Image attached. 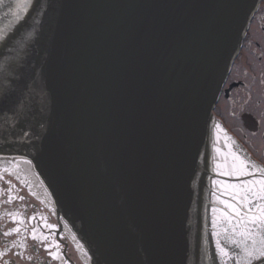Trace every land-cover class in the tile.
<instances>
[{"label": "water", "instance_id": "95a60500", "mask_svg": "<svg viewBox=\"0 0 264 264\" xmlns=\"http://www.w3.org/2000/svg\"><path fill=\"white\" fill-rule=\"evenodd\" d=\"M260 2L0 5V155L33 162L90 264H220L240 205L208 186L212 113Z\"/></svg>", "mask_w": 264, "mask_h": 264}, {"label": "flooded vegetation", "instance_id": "af4514ba", "mask_svg": "<svg viewBox=\"0 0 264 264\" xmlns=\"http://www.w3.org/2000/svg\"><path fill=\"white\" fill-rule=\"evenodd\" d=\"M211 124L214 132L210 139L214 147L209 168L214 177L210 180L213 188L219 183L220 195L233 197L238 203L244 193L230 183L237 182L236 185L242 187L246 180L260 177L259 172L255 176L240 173L241 162H246L249 170L253 166L264 170V0L252 17L222 85ZM218 137L232 154L227 151L225 157H217ZM218 166L223 169L219 170ZM225 166L228 169L225 170ZM221 171L232 173V178L222 179ZM17 192L20 195L15 197ZM30 240L38 243L32 245ZM48 242L50 246L43 245ZM70 247L76 255L69 252ZM13 250L24 262L10 257ZM0 253H4L0 264H88L68 224L60 223L52 210L49 195L31 163L24 158L4 155H0Z\"/></svg>", "mask_w": 264, "mask_h": 264}, {"label": "snow or ice", "instance_id": "6c2138e0", "mask_svg": "<svg viewBox=\"0 0 264 264\" xmlns=\"http://www.w3.org/2000/svg\"><path fill=\"white\" fill-rule=\"evenodd\" d=\"M4 0H0V5ZM32 0H15V7L9 4V12L13 16H18L19 10H26V5L31 4ZM0 41H5V37L0 35ZM219 167V166H218ZM239 172L247 176H255L257 172L260 173L258 179L246 180L244 185L232 187H240L244 195L241 201L237 204L222 201L225 206L231 209V214L223 213L225 221L230 225V228H224L223 232L226 234L225 241L220 239V233L213 231L212 236L215 239L216 255L219 257L220 264H226L225 258L236 259V264H264V170L249 166L242 161ZM213 213L217 211L212 209ZM235 217L233 221L232 217ZM212 226L216 228V219L213 217ZM19 231V229H14ZM5 235H8L6 232ZM239 237L235 239L233 237ZM36 239L35 234L33 240ZM235 249V252H233ZM4 253H0L3 256ZM19 258V254H18ZM31 259V257H29Z\"/></svg>", "mask_w": 264, "mask_h": 264}, {"label": "rangeland", "instance_id": "374dc122", "mask_svg": "<svg viewBox=\"0 0 264 264\" xmlns=\"http://www.w3.org/2000/svg\"><path fill=\"white\" fill-rule=\"evenodd\" d=\"M17 193H19V192H17ZM25 194L27 195L26 192H25ZM17 195L19 196V194H17ZM25 201H26V203H28V204H29V203H32L30 200H25ZM37 238L40 239L41 237H37ZM30 242L32 243V245H33V244L36 245V243H38V242H36V241H33V242H32L31 240H30ZM45 244H48V246H50V243H49V242H48V243H43V245H45ZM48 246H47V247H48ZM47 247H46V248H47ZM44 248H45V247H44ZM46 248H45V249H46ZM69 252H71V253H73L74 255H76V251L74 250L73 247H70ZM13 253H14V250L11 251V254H12V256H13V259H16V260H18V261H20V262H24V261L21 260V258H18L17 255H16V254H13ZM32 255H33V253H31V256H32ZM25 260H26V258H25ZM57 263H58V262H57Z\"/></svg>", "mask_w": 264, "mask_h": 264}]
</instances>
